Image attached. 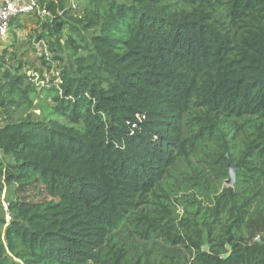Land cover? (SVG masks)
<instances>
[{
    "label": "trees",
    "instance_id": "16d2710c",
    "mask_svg": "<svg viewBox=\"0 0 264 264\" xmlns=\"http://www.w3.org/2000/svg\"><path fill=\"white\" fill-rule=\"evenodd\" d=\"M38 2L0 53V264H264V0Z\"/></svg>",
    "mask_w": 264,
    "mask_h": 264
},
{
    "label": "built area",
    "instance_id": "2783aa9c",
    "mask_svg": "<svg viewBox=\"0 0 264 264\" xmlns=\"http://www.w3.org/2000/svg\"><path fill=\"white\" fill-rule=\"evenodd\" d=\"M32 13L41 17L50 16V12L40 6L38 0H0V37L7 34L13 19Z\"/></svg>",
    "mask_w": 264,
    "mask_h": 264
},
{
    "label": "rangeland",
    "instance_id": "374dc122",
    "mask_svg": "<svg viewBox=\"0 0 264 264\" xmlns=\"http://www.w3.org/2000/svg\"><path fill=\"white\" fill-rule=\"evenodd\" d=\"M22 16H24V15H22ZM34 28H35V26L33 24H28L26 29L17 28V26L15 27V26L10 25V29L7 32V34L3 37H0V53L6 46H9L10 43L13 42L15 38H17L18 40H21V41L29 40V36L34 33V30H35ZM46 73H48V72H46ZM48 74L51 77L54 73L51 72ZM48 74H45V75L49 78ZM5 196H6V194H4L3 197L1 198V201H2L4 206H6V204L4 203Z\"/></svg>",
    "mask_w": 264,
    "mask_h": 264
},
{
    "label": "water",
    "instance_id": "95a60500",
    "mask_svg": "<svg viewBox=\"0 0 264 264\" xmlns=\"http://www.w3.org/2000/svg\"><path fill=\"white\" fill-rule=\"evenodd\" d=\"M235 170L236 166L229 160V179L226 182L228 186H233L235 183Z\"/></svg>",
    "mask_w": 264,
    "mask_h": 264
}]
</instances>
